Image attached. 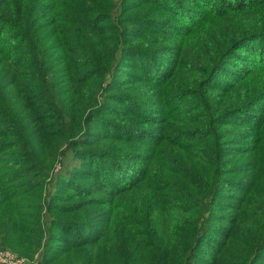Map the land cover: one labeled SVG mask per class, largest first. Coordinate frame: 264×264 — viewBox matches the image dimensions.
Masks as SVG:
<instances>
[{
    "label": "trees",
    "instance_id": "16d2710c",
    "mask_svg": "<svg viewBox=\"0 0 264 264\" xmlns=\"http://www.w3.org/2000/svg\"><path fill=\"white\" fill-rule=\"evenodd\" d=\"M263 151L264 0H0V251L90 225L47 263L111 236L132 264H194L225 209L217 255L260 264L264 160L221 198Z\"/></svg>",
    "mask_w": 264,
    "mask_h": 264
},
{
    "label": "rangeland",
    "instance_id": "374dc122",
    "mask_svg": "<svg viewBox=\"0 0 264 264\" xmlns=\"http://www.w3.org/2000/svg\"><path fill=\"white\" fill-rule=\"evenodd\" d=\"M249 153V152H248ZM240 154L234 155L231 158V162L235 165H242L245 167H240V171L237 174L232 175L234 180L241 181L242 184H237V187H229L225 189L224 195L221 198V202L229 201V197L233 195H244V187L251 188V182L260 172H256L252 170L254 160L263 159L264 160V151L263 153L258 152L255 154ZM249 161V162H248ZM264 173V166L262 167ZM242 187V188H241ZM259 187L256 186V189ZM66 188H62V193H65ZM235 203V201H234ZM220 216L216 219V233L212 238V243L205 244L202 248L203 252L200 256L195 260L194 264H235L236 256L238 255V250H235L237 246L228 247L229 249H224L222 255H217V250L219 246H221V241L225 238V235L229 233L227 230L220 229L219 226L223 221L221 217L223 215H231L232 212L227 210H221ZM90 223L96 221L95 219L89 218ZM89 223V224H90ZM81 229V230H80ZM76 232L72 230L61 231L58 229H54V227H48L47 231L44 233L43 242L46 244V249L41 248L32 258L22 257L16 252L11 251L10 249L5 252L0 251V264H48L47 261L50 257L51 248L56 245L65 246L68 244H78L80 241L85 240V231L91 232V235L94 234V228L90 225L88 229L85 230V226H82ZM93 236V235H92ZM238 238L235 239L233 245L240 243L242 236L237 235ZM111 236H108L104 242L102 243L101 250H95V248H84L82 250H78L74 252L71 260L69 262H62L60 264H132V258L130 256V252L122 248V250H116L112 252L108 250L106 245L110 242ZM43 244V243H42ZM44 254V255H43ZM51 264V263H50ZM56 264V263H52ZM260 264H264V259Z\"/></svg>",
    "mask_w": 264,
    "mask_h": 264
}]
</instances>
